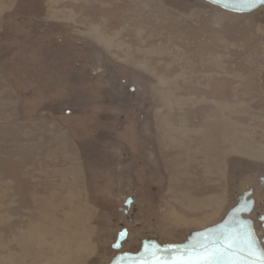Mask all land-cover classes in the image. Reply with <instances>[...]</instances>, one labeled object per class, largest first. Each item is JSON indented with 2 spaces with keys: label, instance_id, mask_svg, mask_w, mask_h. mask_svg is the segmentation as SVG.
<instances>
[{
  "label": "rangeland",
  "instance_id": "rangeland-1",
  "mask_svg": "<svg viewBox=\"0 0 264 264\" xmlns=\"http://www.w3.org/2000/svg\"><path fill=\"white\" fill-rule=\"evenodd\" d=\"M248 185L264 232V7L0 0V264L30 214L55 215L53 250L89 236L84 264H107L123 229V249L182 241Z\"/></svg>",
  "mask_w": 264,
  "mask_h": 264
},
{
  "label": "water",
  "instance_id": "water-1",
  "mask_svg": "<svg viewBox=\"0 0 264 264\" xmlns=\"http://www.w3.org/2000/svg\"><path fill=\"white\" fill-rule=\"evenodd\" d=\"M213 5L223 9L237 12L250 13L259 8L264 7V0H205ZM253 187L248 185L247 191L243 194H238L236 197L237 203L232 206L225 216L216 224L209 225L202 229L189 231L182 241L163 239L157 234L143 235L138 238L137 245L133 249H122V242L126 239L128 231L123 229L118 233L117 240L112 244L114 253L107 264H137L140 258L145 256L146 247L152 249L159 248L162 252L167 250L166 254L177 249H184L190 245H198L200 243H209L214 238L220 237L226 233H235L240 242L251 238L254 232V238L260 248H264V238L261 236L264 232H257L255 221L251 217L255 210L256 200L251 195ZM131 200L125 204L130 207ZM260 220L263 222L264 217ZM223 264V262H221ZM240 264H245L241 261Z\"/></svg>",
  "mask_w": 264,
  "mask_h": 264
},
{
  "label": "bare ground",
  "instance_id": "bare-ground-1",
  "mask_svg": "<svg viewBox=\"0 0 264 264\" xmlns=\"http://www.w3.org/2000/svg\"><path fill=\"white\" fill-rule=\"evenodd\" d=\"M6 97V96H5ZM222 142V141H221ZM207 142L205 141L202 147V149H205ZM223 145V144H221ZM71 146V145H69ZM206 152H204L203 154L206 155L208 153H210L208 151V148H206L205 150ZM252 151V150H251ZM250 151V155L252 157V154ZM74 152V151H73ZM248 153V152H247ZM256 154V152H255ZM57 155V154H56ZM261 155V154H260ZM209 156L211 155H206V163L207 165L209 163H212V160L214 162V159L209 158ZM248 156V155H247ZM70 157V156H69ZM250 157V156H249ZM213 158V157H212ZM260 158V157H259ZM69 159V158H68ZM216 161V160H215ZM222 162V161H221ZM218 164V163H217ZM206 165V166H207ZM222 165V164H221ZM81 166V165H80ZM218 166V165H217ZM80 168V167H79ZM60 170V169H58ZM77 170V169H76ZM83 170V169H82ZM79 171V170H78ZM58 172V171H57ZM83 172V171H82ZM81 172V174H82ZM29 174V173H28ZM77 174V173H76ZM80 174V173H78ZM76 176V175H75ZM74 176V177H75ZM72 177V176H71ZM75 181V180H74ZM74 181L72 183H74ZM80 183V182H79ZM76 184V183H75ZM85 185V183H83ZM72 186V185H71ZM71 188V187H70ZM75 188V185H74ZM66 194V193H65ZM70 194V193H69ZM68 195V194H67ZM55 197V196H54ZM62 197V196H61ZM60 197V198H61ZM69 197V196H68ZM67 198V197H66ZM58 199V198H57ZM45 201V200H44ZM47 201V199H46ZM50 206V205H49ZM89 206V205H88ZM43 207V206H41ZM70 207V206H69ZM61 208V207H60ZM57 209V208H55ZM51 210V209H50ZM74 210V209H73ZM37 212V211H36ZM77 212V211H76ZM58 213V212H57ZM63 214V213H62ZM76 214H72V212L70 213V215H65L64 219L67 223H69L70 221H73V217ZM79 214H77L78 216ZM4 215H2V218ZM28 215H26L27 217ZM30 218V222H28L26 225L27 227H25L24 229L20 228L21 230L17 231L11 239H8V246L12 243L17 245V249L16 250V258L21 257V261H19L18 263L15 264H24V261L26 260V264H28V257L30 259L34 258L36 260H38V264H84L85 263V258L82 257V248H85L86 252H89L90 254H92L94 251L93 247H96V242H95V238H91L88 236V238H86V240L82 241L80 240L79 242L76 243L75 238L73 240V243H68L66 242V240H64L63 246L64 247H60V248H56L55 250H53V247L48 246V244H46V240H47V236L48 237H53V239L57 238L58 236H56L54 231V225H56V223L58 222V220L55 218V215H42V213L40 215H29ZM1 218V215H0ZM26 219V218H25ZM26 219V220H27ZM25 220V222H27ZM57 221V222H56ZM72 223V222H71ZM26 224V223H25ZM49 225V227H48ZM14 226V225H13ZM25 226V225H24ZM18 227V226H17ZM21 227V226H20ZM83 228H85L84 230L86 232H90L91 228H90V224L86 223V225L81 226ZM19 228V227H18ZM18 228L16 230H18ZM12 230V229H11ZM14 232V231H13ZM12 232V233H13ZM5 238L2 237V234L0 233V252L3 250H7L9 253H11L8 249L7 246L5 245ZM36 241H35V240ZM7 241V240H6ZM58 241H62L63 239H57L56 242ZM45 243V244H44ZM14 245V246H15ZM30 246H32L34 249L33 251H31ZM10 248V247H9ZM88 250V251H87ZM93 250V251H92ZM36 251H39L38 253H34ZM47 251H51L53 258L49 259L47 258L46 252ZM73 253V254H72ZM88 253V254H89ZM11 258V256H9ZM2 258V257H1ZM0 258V262L2 261ZM5 258V257H4ZM46 259V262H42V259ZM83 258V259H82ZM7 260V258H5ZM11 260H9V264H10Z\"/></svg>",
  "mask_w": 264,
  "mask_h": 264
},
{
  "label": "snow or ice",
  "instance_id": "snow-or-ice-1",
  "mask_svg": "<svg viewBox=\"0 0 264 264\" xmlns=\"http://www.w3.org/2000/svg\"><path fill=\"white\" fill-rule=\"evenodd\" d=\"M166 252L146 247L145 256L137 264H264V248L259 247L254 232L242 242L235 233H226L209 243Z\"/></svg>",
  "mask_w": 264,
  "mask_h": 264
},
{
  "label": "flooded vegetation",
  "instance_id": "flooded-vegetation-1",
  "mask_svg": "<svg viewBox=\"0 0 264 264\" xmlns=\"http://www.w3.org/2000/svg\"><path fill=\"white\" fill-rule=\"evenodd\" d=\"M101 71H102V70H101ZM103 71H105V70H103ZM129 200H131V202H132V199H128L127 201H129ZM127 201H126V202H127ZM125 206H126L128 209L130 208V207L127 206L126 204H125ZM130 206H131V203H130ZM255 208H256V206H255ZM126 212H127V210H126ZM262 216L264 217V214H262ZM262 216H261V217H262ZM261 217H259V221H260V218H261ZM261 223H262V222H261ZM262 224H263V223H262ZM262 226H263V225H262ZM255 227H256V221H255ZM256 230H257V232H259V231H258L259 229H258L257 227H256ZM260 232H261V231H260ZM263 236H264V234L261 236V238H264ZM126 240H127V239H126ZM124 241H125V240H124ZM124 241L122 242V249H123V243H124Z\"/></svg>",
  "mask_w": 264,
  "mask_h": 264
},
{
  "label": "crops",
  "instance_id": "crops-1",
  "mask_svg": "<svg viewBox=\"0 0 264 264\" xmlns=\"http://www.w3.org/2000/svg\"><path fill=\"white\" fill-rule=\"evenodd\" d=\"M184 129V128H183ZM185 130V129H184ZM186 131V130H185ZM181 133V132H180ZM179 133V135L181 136V134ZM185 138V137H184ZM212 140V139H211ZM209 141H210V139H209ZM181 142H183V141H181ZM196 153V152H195ZM205 163H206V161H205ZM204 168H207L206 166H204ZM191 170H192V168H191ZM193 171V170H192Z\"/></svg>",
  "mask_w": 264,
  "mask_h": 264
}]
</instances>
